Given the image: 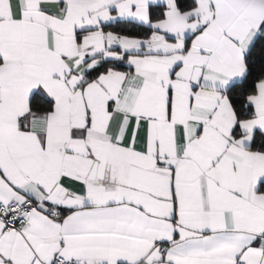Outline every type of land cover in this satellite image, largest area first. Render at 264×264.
<instances>
[{
    "label": "snow or ice",
    "instance_id": "1",
    "mask_svg": "<svg viewBox=\"0 0 264 264\" xmlns=\"http://www.w3.org/2000/svg\"><path fill=\"white\" fill-rule=\"evenodd\" d=\"M0 264H264V0H0Z\"/></svg>",
    "mask_w": 264,
    "mask_h": 264
}]
</instances>
